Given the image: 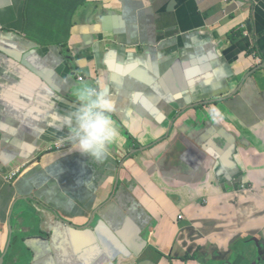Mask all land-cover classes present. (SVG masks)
<instances>
[{
    "label": "crops",
    "instance_id": "obj_1",
    "mask_svg": "<svg viewBox=\"0 0 264 264\" xmlns=\"http://www.w3.org/2000/svg\"><path fill=\"white\" fill-rule=\"evenodd\" d=\"M141 1L152 7L150 0L106 1L118 20L112 40L118 46L143 45L131 51L106 50L95 35L99 30L77 26H93L104 15L103 9L96 17L79 11L83 0H0V170L27 166V171L38 160L42 164L36 166L46 169L61 161L51 177L52 194L40 203L19 199L12 216L16 200L7 212V199L1 200L5 264H203L202 257L220 255L232 264H264V71L250 76L259 65L245 54L252 48L250 39L232 49L227 43L232 31L248 27L264 56V12L254 15L244 7L225 26L220 22L225 0H154L160 16L143 18ZM173 1L175 11L169 12ZM27 4L34 30L38 13L48 12V33L37 31L42 47L18 35ZM56 28L65 38L83 36L84 43L56 44ZM156 40L169 44L168 64L148 55ZM66 43L75 52L76 72L101 73L110 88L116 141L122 145L102 161L70 170L63 152L47 153L67 136L66 121L81 87L65 68ZM44 46L50 47L46 55ZM7 86L12 99L5 97ZM231 89L239 108L230 128L237 148L227 155L202 135L192 109ZM126 130L135 137L127 146ZM145 147L147 152L135 153ZM79 160L92 162L82 155ZM25 179L24 174L18 183ZM252 251L262 252L261 259ZM22 253L26 257L18 258Z\"/></svg>",
    "mask_w": 264,
    "mask_h": 264
},
{
    "label": "clouds",
    "instance_id": "obj_2",
    "mask_svg": "<svg viewBox=\"0 0 264 264\" xmlns=\"http://www.w3.org/2000/svg\"><path fill=\"white\" fill-rule=\"evenodd\" d=\"M106 1L107 0H100L101 7L104 12V15L103 13L100 15V22H103V26L100 25L101 27L99 28L100 32H98L95 35L99 39H101L102 42L105 43L106 50H109V49L117 50L120 47H124V48H128L131 51H138L139 48L142 47L143 45H140V46L137 45L134 47L127 46V45L118 46V44H116L115 41L112 40V38L110 37L111 34H113L114 32H113V29L112 31L107 29V26L109 27L113 26L114 31H117L118 28H115L114 26L118 25V20H116L117 19L116 12L107 7ZM253 1L259 6L254 8L251 4L245 1H242V0H225V3H224L226 7V10L224 11L225 17L222 18L220 22L223 23L225 26H227L225 22L235 21L237 15H239L243 10L249 9V8L251 9L250 10L251 14L253 13L254 15H257V13L261 10L264 12V0H253ZM150 2L152 4V7H149V8L147 7V3L145 1H141V3L138 4V8L140 10L142 18L148 13H151V14L155 13L156 17L160 16V12L158 11L157 6L156 5L153 6L154 0H150ZM174 2L175 1L171 2L168 5L169 12L175 11V7L177 3L175 2L176 4H174L173 11H171L172 7L170 6ZM122 3H123V0H122ZM141 4L144 5L143 11H147V12H143L140 9ZM234 6L238 8V10L230 14V12L232 11L231 8ZM154 7L157 9L158 13L148 12L149 9H152ZM244 7L246 8L243 9ZM227 8L229 9L227 10ZM111 13H114L113 17L109 16ZM106 21H110L111 25H109V23H105ZM164 22H165L164 20H161L159 24H161V26H164ZM24 26L25 27H23L22 30L18 32V35L19 34L24 35L27 40L33 43H37L42 47V44L36 37L28 34V32L34 31V18L31 15H29L28 4L26 6ZM102 27H104V30ZM156 29H154V32H156ZM161 32H162L161 29L157 30V34H160ZM5 35L7 38H11L10 34L6 33ZM18 35L15 34L14 36L18 37ZM230 35H231L229 38L230 40L227 39V43L231 44L230 49L234 48L235 45H237L241 40L250 39L252 43V48L246 51L245 54L252 55L253 58L255 57V59H257V61L259 62V65L255 67V70L261 66H264V56L257 49V45L259 41H257L253 37L251 32L248 30V27H245V28L240 27L238 29H235L234 31H232ZM168 46L169 44L166 41L159 42L158 40H156L155 43L149 45L150 51L148 55L153 56V57L159 56L161 60L164 61V63L166 64L167 61L165 59L166 57L164 58V56H167L166 50ZM44 48H45L44 55H46L48 54V50L50 47L44 46ZM72 51L73 50L71 49V45H69L68 43H66L63 46V54L67 58V64H65V68L67 67L71 72H73V74L77 77V80L81 84V87H79L75 92V96L77 99V107L75 108L72 115L66 121V126L68 128L67 136L65 138H61V140L57 141L53 146H49L47 153L49 155H56L58 153L63 152L65 155L64 160L69 164L77 163L79 166L76 165V167L79 168L81 166L82 167L87 166V163L92 164V163L102 161L105 158L106 153L111 154L110 149H113V150L116 149L120 151L122 145L119 141H116L119 137V130L117 127L118 122H117L116 116L113 113H111L113 111V105H112L111 99L108 94V91L110 90V88L107 90L106 83L103 80L101 73L95 74L93 72H90L86 74H80L76 72V70L74 69V66H71L68 63L69 57L73 54ZM97 52H98V49H97ZM151 52L153 55L151 54ZM126 54H129V52H126ZM240 54L241 53H238L234 59H231L230 61L231 67H233L236 64V62L239 59ZM33 55L35 54L33 53ZM99 63H101L100 60H99ZM99 67H100L99 71H101L102 68L101 66ZM263 71H260V72H263ZM250 76H253L252 73L250 74ZM262 82L264 83V81ZM231 95H232V89L231 91L229 90L227 93H225L224 95L220 97H217L212 100L202 101L198 103L192 109V110L194 109L197 110L198 121H195V122L198 125L201 133H202V130L206 129V127L201 126L199 122V118L202 114L208 115L212 121H215L217 123L216 125H219L222 127V125L217 121L218 119H220L224 127H227L229 130L230 128H232L234 121L232 120V118H229V116L231 117L232 114L237 115L231 110L234 104H230V109H225V107L223 108L219 104H217L219 101H223L227 99L228 97H230ZM234 110L235 112H237L239 108L234 106ZM185 114L186 112L183 113L180 116V118L184 116ZM225 117H228L230 119L228 120L229 123L223 120ZM208 124L210 125V127H214V124L212 122L208 121ZM123 137L127 140L126 146L130 142H135L134 135L130 133V131L128 130L124 132ZM207 139H214V138H207ZM138 143H140V141ZM149 148L150 147L142 148L140 150L135 151V153L140 154V153L147 152ZM135 153L129 155L128 159L134 157L136 155ZM81 155L84 157L85 156L89 157L92 160V162L90 160L80 161L79 159L81 158ZM59 162L57 164L55 163L56 165H53L51 168H53L54 166L56 168ZM37 164L41 165L42 161L38 160V162L35 165H33L31 168H33ZM26 169H27V166L16 167L6 172L8 177H2V179L5 181V184L1 187V190H0V202L2 199H5V198L7 199L8 201V206L6 209V212H7L10 207V204L13 202L14 199L16 200V203L13 205V208H11L10 210V213L12 216L14 214V209L16 208L17 201L19 199H25V198L36 199L33 196L32 186L27 181L28 177H30V176L27 177L30 169H28L27 171ZM13 174H16V177H13ZM24 174H25V177L27 178L21 181L20 183H18L21 180V178L24 176ZM27 187H30L31 191L29 193L26 192ZM41 199L39 200L38 203H40ZM98 214H99V211L96 210L93 215L97 216ZM9 225H11V228H12V217L9 220ZM30 247L31 249L35 250L33 246L30 245ZM4 257L6 256L2 255V249L0 247V264H1V260ZM202 258H203V264H217V263L225 264L226 263L220 260L221 258H223L221 255L216 258L215 257H208V258L202 257ZM227 263L232 264L228 260H227Z\"/></svg>",
    "mask_w": 264,
    "mask_h": 264
},
{
    "label": "water",
    "instance_id": "obj_3",
    "mask_svg": "<svg viewBox=\"0 0 264 264\" xmlns=\"http://www.w3.org/2000/svg\"><path fill=\"white\" fill-rule=\"evenodd\" d=\"M174 4H176V3L174 2L173 4L170 5L172 7L171 11L174 10ZM140 7H141L140 9L143 11L144 5L141 4ZM143 12H147V11H143ZM148 12H157V9L154 7L152 9H149ZM232 13H233V11L230 12V14H232ZM109 16L113 17L114 13H111ZM101 25L103 26V22ZM98 35H100V34H98ZM153 46H155V45H153ZM151 54H152V52H151ZM263 70H264V66H261V67L257 68L256 70H254L252 72V75L256 74L257 72L263 71ZM239 90H242L241 87L239 88ZM232 100H233V97L231 96V97H228L227 99H225L223 101H219L217 104H219L223 108L225 107V109H230V104H234V106L236 107V105H235L236 102H234ZM234 106H233V108H231V110L235 114H237V112H235V110H234ZM229 118H231V117L229 116ZM229 118L225 117L223 120L225 122L229 123V121H228V120H230ZM208 121L212 122L214 124V127H210V125L208 124ZM199 122H200L201 126L206 127L205 130H202V133L205 137L214 138L213 140L216 143H219L221 148L223 147V150L226 151L227 155H231L233 152H235V150L237 148V139H235L233 137V135L230 133V130L227 127H221L219 125H216L217 123L215 121H212L208 115H204V114H202L200 116ZM75 165L79 166L77 163H74V164L68 166L69 170L73 169ZM54 168H55V166L53 168H46V169H43L40 166H36V167H33L29 171L27 177L28 176H30V177H28L27 181L32 186L33 196L36 198V199H30V200H32V201L34 200L36 202H39V200L42 197H44L43 193L45 196L52 194V192L50 191V186L52 185L51 177L55 174ZM144 246L145 247L148 246L146 241L144 242ZM261 253L262 252H260V251L250 252L251 255H253L254 257H256L258 259H261ZM136 257L139 258L140 256L137 255ZM5 259H6V257H4L1 260V264L5 263ZM222 262H226L225 264H228L227 260H222ZM142 264H153V263L150 261H146V262H143Z\"/></svg>",
    "mask_w": 264,
    "mask_h": 264
},
{
    "label": "rangeland",
    "instance_id": "obj_4",
    "mask_svg": "<svg viewBox=\"0 0 264 264\" xmlns=\"http://www.w3.org/2000/svg\"><path fill=\"white\" fill-rule=\"evenodd\" d=\"M62 1L63 2H67L69 0H62ZM83 1H84V5L79 10L81 12L89 13L90 11H92L94 16L96 17V14L102 10L101 5H91L93 0H83ZM48 20H49L48 12L46 13L44 10L40 11L38 13V15H37V20H36V26H37L38 29H36L34 31H31V32H28V34L29 35H33L34 37L39 38V39L42 40L41 35H38L37 31H40L43 34L48 33V31L45 28L46 25H47ZM105 23H109V25H111L110 21H106ZM101 24H102V22H99V23H97V24H95L93 26H90L89 24L79 23L77 26L78 27L87 26V27L93 28L94 30H99V28H100L99 26ZM113 32H115L114 29H113ZM54 33L56 34V41H55L56 44L62 45L63 43L68 42L69 40H71V43H73L74 45H82L84 43L83 36L81 38H79L78 36H75L74 33H73L72 37L65 38V37L62 36V33L58 30V28H56L54 30ZM85 43H87V42L85 41ZM68 63L71 66H76L77 65V63L75 61V54H72L69 57ZM236 76L238 77L239 75H236ZM4 94H5L6 98H9V99L13 98V94L11 93V91H10L8 86L5 88ZM112 105H113V110H114L115 106H114V104H112ZM111 113H113V111ZM194 121H198V115L194 119ZM217 121L222 125V127H224V125L220 121V119H218ZM2 177H8V176H7V173L5 171H1L0 170V190H1V187L5 184V181L2 179ZM22 256L26 257V255H24V253H22L20 256H18V258H22Z\"/></svg>",
    "mask_w": 264,
    "mask_h": 264
},
{
    "label": "built area",
    "instance_id": "obj_5",
    "mask_svg": "<svg viewBox=\"0 0 264 264\" xmlns=\"http://www.w3.org/2000/svg\"><path fill=\"white\" fill-rule=\"evenodd\" d=\"M242 1H245L249 4H251L254 8L258 7L259 5L256 4L253 0H242ZM13 177H16V174H13Z\"/></svg>",
    "mask_w": 264,
    "mask_h": 264
},
{
    "label": "flooded vegetation",
    "instance_id": "obj_6",
    "mask_svg": "<svg viewBox=\"0 0 264 264\" xmlns=\"http://www.w3.org/2000/svg\"><path fill=\"white\" fill-rule=\"evenodd\" d=\"M0 32H4L3 29H0ZM6 34V33H5Z\"/></svg>",
    "mask_w": 264,
    "mask_h": 264
},
{
    "label": "trees",
    "instance_id": "obj_7",
    "mask_svg": "<svg viewBox=\"0 0 264 264\" xmlns=\"http://www.w3.org/2000/svg\"><path fill=\"white\" fill-rule=\"evenodd\" d=\"M31 32V31H30ZM232 39H234V38H232ZM43 193V192H42ZM43 196L45 197V195H44V193H43ZM44 197H42V198H44Z\"/></svg>",
    "mask_w": 264,
    "mask_h": 264
},
{
    "label": "snow or ice",
    "instance_id": "obj_8",
    "mask_svg": "<svg viewBox=\"0 0 264 264\" xmlns=\"http://www.w3.org/2000/svg\"><path fill=\"white\" fill-rule=\"evenodd\" d=\"M120 67H123V66H120Z\"/></svg>",
    "mask_w": 264,
    "mask_h": 264
}]
</instances>
